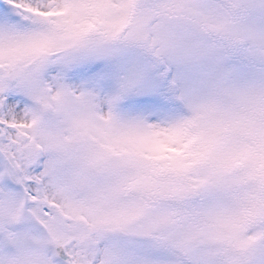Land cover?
<instances>
[{
  "label": "snow or ice",
  "instance_id": "6c2138e0",
  "mask_svg": "<svg viewBox=\"0 0 264 264\" xmlns=\"http://www.w3.org/2000/svg\"><path fill=\"white\" fill-rule=\"evenodd\" d=\"M0 264H264V0H0Z\"/></svg>",
  "mask_w": 264,
  "mask_h": 264
}]
</instances>
